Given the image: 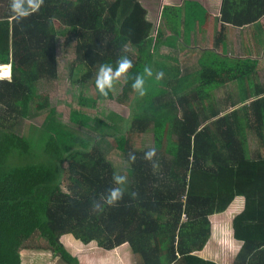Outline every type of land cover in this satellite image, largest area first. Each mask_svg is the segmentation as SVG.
<instances>
[{"label":"trees","instance_id":"trees-1","mask_svg":"<svg viewBox=\"0 0 264 264\" xmlns=\"http://www.w3.org/2000/svg\"><path fill=\"white\" fill-rule=\"evenodd\" d=\"M0 4L7 9L0 18V65L10 68L9 79H0V264H20L19 250L34 232L51 256L66 264L77 262L59 241L65 234L104 249L127 243L135 264H213L193 256L192 249H201L209 238L208 217L225 210L239 195L244 210L232 225L234 237L244 245L235 264H264V95L261 89L250 92L255 60L202 51L198 69L192 71L198 82H187L192 72L167 65L165 58L155 60L165 43L163 31L158 27L151 35L146 10L135 0H45L38 13L20 23L7 21L12 17L10 0ZM169 8L164 7L161 16L167 24L181 16L179 8ZM191 8L193 12L189 7L183 17L195 23V12L203 10ZM262 15L264 8L256 15L232 18L223 8L222 22L247 25ZM58 38L71 43L68 76L80 91L70 121L82 128L93 122L97 136H112L126 163L122 174L129 177L128 191L138 193L135 199L126 193L117 206L105 205L103 212L94 210L92 202L114 186L116 166L101 150L100 138L72 134L55 120L45 92H38L41 83L58 79ZM166 44L175 46L171 40ZM124 55L133 67L124 78L120 101L131 113L109 123L92 110L100 107L98 111L106 113L102 105L113 98L112 91L106 98L99 94L96 73L101 64L115 68ZM145 66L153 76H145L146 94L141 97L132 83ZM158 71L164 73L161 80L155 78ZM230 81L235 82L238 99L230 101L231 92L221 103L214 101L211 91ZM174 82L175 88L166 87ZM89 83L93 91L87 95ZM252 94L260 97L246 103ZM32 105L34 111L45 110L39 129L33 135L17 134L13 127ZM149 128L157 149L156 170L143 159L149 148L128 144L129 134ZM254 134L262 155L249 154ZM130 152L137 156L135 163L128 161ZM254 225L263 229L258 243L246 235Z\"/></svg>","mask_w":264,"mask_h":264},{"label":"crops","instance_id":"crops-1","mask_svg":"<svg viewBox=\"0 0 264 264\" xmlns=\"http://www.w3.org/2000/svg\"><path fill=\"white\" fill-rule=\"evenodd\" d=\"M146 10V19L158 28L159 25L153 24V21L161 23V16L164 7H172L169 9L179 8L181 16L174 22L161 23L165 43L160 45L157 52L161 48H169L178 52L188 50L190 58L195 57L196 64L193 66L194 70L198 69L197 60L202 51H213L221 54L225 53L231 59H250L257 62L256 65L260 68L264 61V15H262L256 22L247 25L232 24L222 22L223 8L232 18L238 17L244 13L257 14L264 8V0H135ZM4 5L0 4V18L4 10ZM193 12L191 7H200L201 11H196L198 20L195 23L185 22V9ZM192 24V26H191ZM188 27L189 38L184 37L185 28ZM157 30V29H156ZM156 34V31H155ZM223 34V35H222ZM153 36V35H152ZM171 36L178 37V40L171 39ZM172 41L173 46L167 45V41ZM175 40V42H174ZM217 40H220L217 44ZM175 59V58H174ZM167 65H172L171 59L165 58ZM4 66V65H0ZM6 66V65H5ZM7 67V66H6ZM262 69H264V64ZM10 76V68H8ZM256 72V68H255ZM259 72V69H257ZM254 77H252L253 80ZM253 82V81H252ZM231 81L223 85L227 88L231 86ZM249 84V83H248ZM250 92H256L261 89V95H264V86L249 85ZM219 89V87H218ZM233 92V89H231ZM249 101L256 99V94ZM153 136V135H152ZM255 136V135H254ZM250 151L251 153L262 155L263 149L256 148ZM244 210V197L242 195L235 196L225 210L213 213L209 218L210 235L201 249H192V255L199 260L211 261L213 264H235L237 262V255L244 245L243 240L234 237L233 219ZM263 229L258 226H252L250 231L246 233L250 242H256ZM76 245L78 252L68 249L64 243V249L75 258L77 264H135L136 257L130 252L127 243H122L110 249L99 247L94 241L82 243L73 238L69 234H65ZM60 240V239H59ZM247 240V239H246ZM61 242V241H60ZM94 242V244H90ZM72 244V243H71ZM260 244V243H259ZM47 247V245H46ZM48 249V248H47ZM179 257V255H177ZM50 259L41 258V264H66L58 257L51 256ZM134 257L136 260H134ZM248 259H246L247 261ZM34 264H39L31 260ZM163 262V261H162ZM20 264H27L21 259ZM255 264V263H254Z\"/></svg>","mask_w":264,"mask_h":264},{"label":"rangeland","instance_id":"rangeland-1","mask_svg":"<svg viewBox=\"0 0 264 264\" xmlns=\"http://www.w3.org/2000/svg\"><path fill=\"white\" fill-rule=\"evenodd\" d=\"M4 10L1 13V15L6 13V7H2ZM12 17H9L7 21H10ZM162 23V21H161ZM158 21H153V24L159 25V28L162 29V25ZM153 27V25H152ZM156 27H153L151 35L153 37L155 36V31ZM55 60H56V73L58 76L57 80H53L49 82L48 84H40L38 86V92H45L46 97H47V103L48 107L53 108V116L55 120L62 125H64L68 131H70L72 134L86 138V137H98L101 139L100 142V148L101 150L104 151V154L107 155L108 159L116 166L117 171L121 172L124 170V166H126V163L124 160L119 157L118 153L119 151L115 148L114 143L111 139V137H99L97 136V130H92L91 126L94 128L95 123L89 122L90 127L82 128L78 124H74L73 122L70 121L69 119V112L70 109L72 108H78L77 105V98L79 94V87L78 84L69 80L68 76V68L69 64L73 60V51L71 48V43L69 44H64L63 39L58 38L56 40V46H55ZM133 56L136 57L137 54L135 51H132ZM155 60L160 62V59L162 58H167L173 60L172 65H180L182 72H191L193 69V66L196 64V59L195 57L190 58V52L188 50H183L178 52L177 50H170L169 48H161L160 52L156 53ZM200 56V55H198ZM175 58V59H174ZM174 60H176L174 62ZM264 64V61H263ZM263 64L259 68L258 65H256V72L254 75L253 80L250 78V84L254 85L256 83L257 86L263 87L264 86V69H262ZM196 68V66H195ZM257 69H259V72H257ZM8 73V67H1L0 68V77L4 78L7 76ZM192 76L189 77V79H186V81L198 82V75H196L194 72L190 73ZM0 78V79H2ZM75 78V76H74ZM253 81V82H252ZM124 82V78L122 77L119 81L116 82L114 89L112 90L113 93V98L112 100L106 102V104H103L102 106L105 107V110L107 111L106 113H101L98 110L100 107L97 108H92L93 112L96 113L97 116L100 117L101 120H105L109 123L114 122L115 120L118 121V119H124L128 118L130 115L131 111L129 109V106L120 101L121 98V87ZM231 86L229 85L227 88L225 87H216L211 91L212 93V99L216 101L217 103H221L224 101L227 97H230V94L232 92L231 89H233V94L230 99V101H235L238 98L237 92H236V86L235 82H231ZM176 83H170V85H167V88L173 89L176 87ZM87 91L84 92V94H91L93 91L90 83L88 84V88L86 89ZM167 95V94H166ZM164 95V96H166ZM249 100L246 102L248 103ZM241 104H237L235 107L240 106ZM209 113V107L207 106ZM112 114H108V113ZM45 114L44 109H39L38 111H34L33 105L30 106L27 116L20 120L14 127L13 130L17 134H35L37 130L40 127V124L43 120ZM92 116L91 113L88 112ZM108 116H112V119H109ZM255 135V134H254ZM128 144L134 148V149H146L149 147H152L153 145V136H152V131L150 128L143 132H136L133 131L131 134L128 135ZM262 145L260 143V140L257 136H254L253 138H249L248 141V151L250 154L251 152H254L253 150L256 148H261ZM251 155H257L254 153H251ZM258 156V155H257ZM61 241V245L64 243V245L68 249H72L75 252H78V249L76 248V245L71 242V239H69L68 236L66 235H61L59 238ZM72 243V244H71ZM90 244H94V242H91ZM63 246V245H62ZM64 248V247H63ZM19 256H20V261L23 259L25 263L27 264H34L31 260L36 261L37 263L41 264L43 261L40 260L41 258L44 259H50V251L46 247V243L43 241L42 238L39 237L38 233L34 232V234L26 241V245L24 248L19 250ZM134 260L135 257H134Z\"/></svg>","mask_w":264,"mask_h":264},{"label":"clouds","instance_id":"clouds-1","mask_svg":"<svg viewBox=\"0 0 264 264\" xmlns=\"http://www.w3.org/2000/svg\"><path fill=\"white\" fill-rule=\"evenodd\" d=\"M44 2L45 0H10L12 18L17 23H20L23 20L29 18L31 15L38 13L41 7L44 5ZM124 50L127 51V48H125ZM132 67L133 63L126 55L121 56L116 61L115 68L108 63L101 64L98 68L95 78V86L99 94L106 98L109 92L114 89L117 81H119L122 77L127 79V74ZM145 76H153V71L148 66H145L143 74H137L133 78L132 83L133 90L137 92L141 97L146 94ZM163 77L164 73L162 71H158L155 73V78L157 80H161L163 79ZM156 157L157 149L154 147H149V149L143 154V159L151 162L154 170L159 168V162ZM136 160V154L134 152H130L128 154L129 163H135ZM112 181L114 186L108 188L106 190V194L101 195L100 200H93L92 206L94 210L103 212L105 205L109 207L117 206L119 202L124 199L126 193L132 199L137 198L138 193L136 191H128L130 180L127 175L122 174L119 171H114Z\"/></svg>","mask_w":264,"mask_h":264},{"label":"built area","instance_id":"built-area-1","mask_svg":"<svg viewBox=\"0 0 264 264\" xmlns=\"http://www.w3.org/2000/svg\"><path fill=\"white\" fill-rule=\"evenodd\" d=\"M7 67L9 68V65H7ZM0 78H2V77H0ZM2 79H9V72L7 73V76L2 78ZM185 217H186L185 214H182V218L185 219Z\"/></svg>","mask_w":264,"mask_h":264},{"label":"bare ground","instance_id":"bare-ground-1","mask_svg":"<svg viewBox=\"0 0 264 264\" xmlns=\"http://www.w3.org/2000/svg\"><path fill=\"white\" fill-rule=\"evenodd\" d=\"M6 66H7V65H6ZM6 66L4 65V67H6ZM1 67H3V66H0V68H1Z\"/></svg>","mask_w":264,"mask_h":264}]
</instances>
